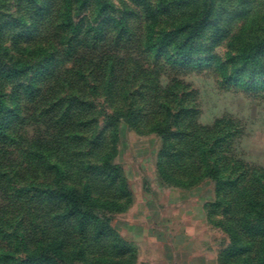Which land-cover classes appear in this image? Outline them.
I'll use <instances>...</instances> for the list:
<instances>
[{
    "label": "rangeland",
    "instance_id": "374dc122",
    "mask_svg": "<svg viewBox=\"0 0 264 264\" xmlns=\"http://www.w3.org/2000/svg\"><path fill=\"white\" fill-rule=\"evenodd\" d=\"M147 1L0 0V264H264V0Z\"/></svg>",
    "mask_w": 264,
    "mask_h": 264
},
{
    "label": "trees",
    "instance_id": "16d2710c",
    "mask_svg": "<svg viewBox=\"0 0 264 264\" xmlns=\"http://www.w3.org/2000/svg\"><path fill=\"white\" fill-rule=\"evenodd\" d=\"M199 1L203 2L202 5H201V9H199V8H193L192 9V8H190L192 6L190 4L184 5L183 7H185V8H183V10H182V12H183L182 16L184 15L185 17H188V16L189 17L190 16L191 17H195L196 14L199 13L200 14V18H199L198 22H200L201 20H203L204 23L208 22V19L211 18L213 16V13H214L213 6L210 5V1L209 0H199ZM143 2H144L143 5H145V4L147 5L145 7V9H146L145 13H147V10L149 11V13L146 14V17H149V19H151V21H156L155 20L156 17H157L156 11H152L151 10V6L147 4V2H148L147 0H143ZM190 28H191V26L187 27V29H185V30H190ZM206 28H207V24H205L203 26L196 27L195 30L191 29L190 31H195V33L193 34V32H191V35H190L189 38L191 39L193 37L192 39H194L195 35H199V34L203 33ZM185 30H184V32H186ZM153 34H154L153 30H150L149 31V35H148V39L149 40H151ZM224 37H225V34H219V35L216 36V39L219 40V39H222ZM190 39L188 41H182L181 42V40H179L177 38V36H175V35H173V36L171 35V37H166L165 40H164V43L166 44L167 49L166 48H162L160 50V52H163V53L165 52L168 55H170V52L174 53V55L171 56V57L173 59V62L176 63V64H193V63H195V60H194V58H191L190 56L194 53V49L195 48H194L193 45L190 44L191 43ZM198 61H200L199 63H207V62H210L211 59L210 60L200 59ZM123 187L126 188V185L124 184ZM61 197L65 201L66 206L71 210L72 216L78 222L80 220L83 221V222H87V219L85 217L86 214H83V211L81 209L80 203L78 202V198L80 197V194L77 191H75L74 189L68 190ZM258 216L259 217L260 216H264V210H262L261 215H258ZM82 226L83 227L86 226V223L85 224L83 223ZM96 227H97V225H96ZM103 231H100V232H103ZM55 243H57L60 247H62L63 244H64V242L62 240L55 241ZM71 256H73V254L69 255V257H71ZM66 258H67V256H66Z\"/></svg>",
    "mask_w": 264,
    "mask_h": 264
}]
</instances>
